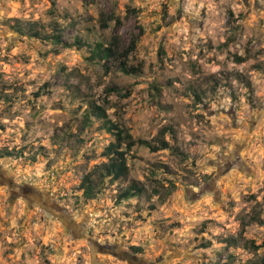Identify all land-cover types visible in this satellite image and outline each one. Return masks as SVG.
<instances>
[{"label":"rangeland","instance_id":"374dc122","mask_svg":"<svg viewBox=\"0 0 264 264\" xmlns=\"http://www.w3.org/2000/svg\"><path fill=\"white\" fill-rule=\"evenodd\" d=\"M114 36L134 74L90 60ZM262 262L264 0H0V264Z\"/></svg>","mask_w":264,"mask_h":264},{"label":"trees","instance_id":"16d2710c","mask_svg":"<svg viewBox=\"0 0 264 264\" xmlns=\"http://www.w3.org/2000/svg\"><path fill=\"white\" fill-rule=\"evenodd\" d=\"M38 36L37 33L34 34ZM49 37H45L47 39ZM52 40L55 44H59L63 47H68L67 43H64L61 40V34L52 35ZM138 38H131L129 44L126 48L119 49V38L117 36L113 37L112 42L104 47L101 43H96L91 48L90 51V60H105L106 63L111 62L112 64H116L119 66V69L125 74H134L137 72V68L127 66V60L129 55L135 50L136 43ZM76 45L81 48V46H87L82 43L79 39L75 41ZM237 62H243L244 58L237 57ZM39 96V93H36ZM95 115L99 118L104 117V113L102 108L99 106L94 107ZM104 125L107 128V131L110 132L114 136V141L110 142L105 148V155L108 157V162L103 165L102 171L99 173L100 182L104 180V178H109L111 182L118 181L119 179L125 178L128 174L129 168L126 162V154L130 151L135 145V141L129 132L120 128L119 126L109 123L105 121ZM161 137L157 139L158 144L156 146H150L152 151L158 150H166L169 149V143L164 139L165 134L171 132V128L163 127L160 131ZM141 144H146L141 142ZM81 188L83 189V195L86 198L94 197V187L96 186L93 180H91L90 175H85L80 183ZM140 189H138L135 185H131L126 188L121 195H119V199L121 198H130L135 194H138ZM243 231V229H242ZM254 246V245H252ZM208 245L204 244L203 248H207ZM257 248L256 246H254ZM138 250V249H134ZM264 264V262H262Z\"/></svg>","mask_w":264,"mask_h":264}]
</instances>
